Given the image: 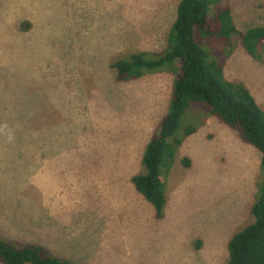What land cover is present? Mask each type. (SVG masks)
I'll list each match as a JSON object with an SVG mask.
<instances>
[{"label":"rangeland","instance_id":"rangeland-1","mask_svg":"<svg viewBox=\"0 0 264 264\" xmlns=\"http://www.w3.org/2000/svg\"><path fill=\"white\" fill-rule=\"evenodd\" d=\"M179 1L0 0V203L31 210L35 196L54 213L108 212L102 221L110 233L125 230L120 252L128 242L134 260L115 254L102 264H227L228 242L252 222L260 195V152L217 121L162 159L158 223L127 180L143 172L141 135L165 115L174 73L163 67L119 83L110 64L162 52ZM213 1L229 7L238 31L264 28V0ZM223 71L264 112V63L236 41ZM207 116L204 105L190 106L169 141L183 142ZM34 157L42 168L33 178Z\"/></svg>","mask_w":264,"mask_h":264},{"label":"trees","instance_id":"trees-1","mask_svg":"<svg viewBox=\"0 0 264 264\" xmlns=\"http://www.w3.org/2000/svg\"><path fill=\"white\" fill-rule=\"evenodd\" d=\"M236 41L251 58L264 63L263 27L241 32L228 6L213 0H180L162 52L129 54L127 60H115L110 66L119 83L140 79L144 73L163 67L169 72L172 68L174 73L170 72L173 83L166 113L142 156L143 172L131 179L152 205L156 218L162 217L166 202L159 167L164 156L173 159L181 145V138L169 139L190 106L204 105L208 116L233 129L243 143L260 152V195L250 208L252 222L228 242L227 264H264V112L242 84L224 76V63ZM193 133L194 129H189L183 136ZM0 264L72 263L50 256L41 247H18L0 239Z\"/></svg>","mask_w":264,"mask_h":264},{"label":"crops","instance_id":"crops-1","mask_svg":"<svg viewBox=\"0 0 264 264\" xmlns=\"http://www.w3.org/2000/svg\"><path fill=\"white\" fill-rule=\"evenodd\" d=\"M214 121L217 120L211 116H207L203 121L205 123L200 125L196 130L194 129V133L187 136L179 147H188L187 145L195 137L204 138L209 128L213 126ZM149 127L146 135H141L144 142V150L152 134L156 131L155 129V131L151 132ZM188 142L189 144H187ZM143 153L141 156H143ZM31 163L30 171L34 178L42 168V162L34 157ZM131 179L132 177L127 178L132 184ZM32 199L31 210L25 207L24 210L21 211L20 209L19 212L15 213L5 209L0 203V223L1 226L4 225L5 227L4 233H0V238L3 236L6 240L10 241L9 244L14 246L41 247L50 256L72 264H102L106 263V261H103L105 258L114 257L115 254L121 255V257L126 259L134 260L133 256L129 255L130 247L128 242L120 252L118 241L124 238L125 230L120 229L119 232L114 233L113 231V233H110L104 221H102L108 212L97 209L92 210L85 206L84 208L73 206L74 208L68 210V206L64 205L63 209H57L58 212L54 213L53 208L51 209L50 202L44 201L40 197L37 199L35 196ZM164 214L165 208L163 210ZM151 215L152 223H158L163 218V215L161 218H156L154 210ZM59 227L61 229L55 232V229ZM128 235L129 233H127V239ZM111 250H114L115 253L114 251L111 253ZM108 262L120 264V262H115V260ZM122 262L123 264H127L124 261Z\"/></svg>","mask_w":264,"mask_h":264}]
</instances>
